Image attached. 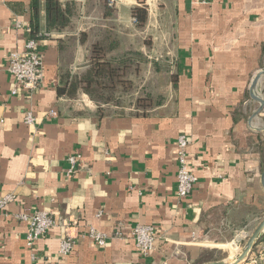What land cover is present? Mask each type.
Returning <instances> with one entry per match:
<instances>
[{
    "label": "crops",
    "instance_id": "0c3cea01",
    "mask_svg": "<svg viewBox=\"0 0 264 264\" xmlns=\"http://www.w3.org/2000/svg\"><path fill=\"white\" fill-rule=\"evenodd\" d=\"M74 2L70 26L37 38L45 75L26 96L12 94L8 61L32 38L33 0H0V198L17 197L0 216V264H207L200 260L209 251L251 235L264 216V110L257 115L252 96L264 70V0H118L112 17L101 0ZM140 6L144 28L133 17ZM97 42L117 56L139 52L135 75L163 100L121 112L59 94L88 70ZM257 88L264 99V76ZM52 109L58 117H49ZM28 111L34 126L25 124ZM181 135L191 140L187 160L198 178L185 200L176 193ZM76 153L83 161L69 177ZM38 210L58 225L28 247L29 225L14 215ZM137 225L159 235L147 257L132 238ZM89 228L121 230L125 239L100 248ZM66 237L75 247L61 256ZM263 253L264 235L249 258Z\"/></svg>",
    "mask_w": 264,
    "mask_h": 264
},
{
    "label": "built area",
    "instance_id": "2783aa9c",
    "mask_svg": "<svg viewBox=\"0 0 264 264\" xmlns=\"http://www.w3.org/2000/svg\"><path fill=\"white\" fill-rule=\"evenodd\" d=\"M192 5H205L207 0H190ZM16 27L20 28L21 24L15 20ZM41 36L48 37L49 33L43 31ZM8 71L15 78V86L12 94L19 93L32 96L41 86L44 80L45 68L44 59L40 52V45L37 39H29L26 42L23 51H14L9 56ZM49 117H58V112L54 109L49 111ZM36 116L32 111H28L25 116V124L34 126L36 124ZM191 145V140L186 135H181L178 138V174H177V197L180 200L189 198L198 181L197 176L192 172L187 156L188 148ZM83 156L80 153L70 155L68 162L70 164L67 176H74L79 166H81ZM17 199L14 194H7L0 198V216H7L8 206ZM17 220L28 223L29 230L26 237L28 247H33L39 240L44 238L48 232L58 225L56 218L52 213L47 211L23 212L14 215ZM87 236L100 247H106L110 239H125L123 231L115 232L113 236L98 231L95 228H89ZM132 238L143 256H149L155 249L159 240L157 230L152 225H137L132 231ZM75 247V242L71 237H66L61 241L59 254L66 256L70 254ZM251 257V256H250ZM264 259V253L260 256ZM259 257L249 258L248 264H259Z\"/></svg>",
    "mask_w": 264,
    "mask_h": 264
},
{
    "label": "rangeland",
    "instance_id": "374dc122",
    "mask_svg": "<svg viewBox=\"0 0 264 264\" xmlns=\"http://www.w3.org/2000/svg\"><path fill=\"white\" fill-rule=\"evenodd\" d=\"M42 2L44 3L45 0H42ZM60 2L64 6L68 3L73 5L75 9V14L72 18L73 22L74 18H76L78 15V8L76 7L74 0H60ZM101 2L105 8L106 17H112L117 10L116 8L118 0H101ZM134 19L136 21L135 17ZM107 43L108 42H106V44L97 42L92 46L88 70L80 76H73L68 81V85H70L71 88L69 89V95L71 97H78V93V95L84 94V98H90L99 106H105V109L112 108L113 110L121 112H145L147 109H149L148 106H152L154 103L162 101L163 96H154V94L147 92V87L142 88L140 85L142 84L141 77L135 75V72H138L136 71V68L139 66L137 62L138 59L141 58L140 53L132 51L122 56H117L115 55V52L109 50L110 48L107 46ZM95 53L103 55L105 61L111 62L109 67H111V70H113L114 73H112V77L106 80L99 79L98 83L95 84L93 97L84 91V89L81 92H76L78 89H80V87L76 89V83L75 85L73 83L74 81L80 83L79 80L91 70L93 66V55ZM263 219L264 216H262L261 220L255 224V226L253 225L248 228V230L246 229L247 231H250L251 235H245L244 239L228 237L227 242L223 244L224 247L220 246L222 249L218 250L214 256L217 260L211 262L234 261V259H236V255L243 251L248 240L252 236V233L255 231V228L263 221ZM248 263H250L249 259L243 264Z\"/></svg>",
    "mask_w": 264,
    "mask_h": 264
},
{
    "label": "trees",
    "instance_id": "16d2710c",
    "mask_svg": "<svg viewBox=\"0 0 264 264\" xmlns=\"http://www.w3.org/2000/svg\"><path fill=\"white\" fill-rule=\"evenodd\" d=\"M42 10L45 12V17H42ZM75 14V9L72 4L68 3L65 6L60 0H33V18L31 23V37L33 39L41 38V25L42 18H45V29L48 32L61 31L68 27L72 18ZM133 15L136 18L138 27L144 28L148 21V11L145 6L133 8ZM110 61H105L103 55H93V66L91 70L79 80L80 83H76V89L78 87L84 89L88 94L93 96L95 84L98 83L99 79L106 80L112 77L113 70H111ZM79 84V85H78ZM69 89L66 88L59 91V94H70ZM70 96V95H69ZM94 97V96H93ZM218 252L217 249L209 251L201 260L200 263H208L215 261V255Z\"/></svg>",
    "mask_w": 264,
    "mask_h": 264
},
{
    "label": "water",
    "instance_id": "95a60500",
    "mask_svg": "<svg viewBox=\"0 0 264 264\" xmlns=\"http://www.w3.org/2000/svg\"><path fill=\"white\" fill-rule=\"evenodd\" d=\"M263 76H264V70H262L260 74L256 76L252 84V96L260 104V108L257 110V115L264 110V99L260 96L257 88L258 83ZM262 183L264 186V174L262 178ZM263 235H264V219L256 228V230L253 232L252 236L250 237L246 246L243 249L242 255L238 258V260H236L235 262L217 261V262H210L207 264H239L240 261H243V263L246 262L249 259V257L252 255L254 248L256 247L257 243L259 242V240L262 238Z\"/></svg>",
    "mask_w": 264,
    "mask_h": 264
},
{
    "label": "bare ground",
    "instance_id": "6f19581e",
    "mask_svg": "<svg viewBox=\"0 0 264 264\" xmlns=\"http://www.w3.org/2000/svg\"><path fill=\"white\" fill-rule=\"evenodd\" d=\"M243 251L241 252L240 256L242 255ZM238 254L236 255V259H234L233 262H235L236 260H238V258L240 257ZM234 258V257H233ZM239 264H243V261H240Z\"/></svg>",
    "mask_w": 264,
    "mask_h": 264
}]
</instances>
